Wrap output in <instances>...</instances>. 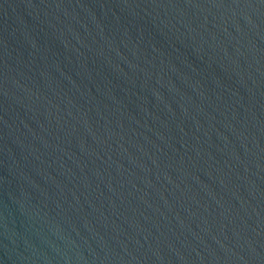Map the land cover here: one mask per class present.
<instances>
[{
    "label": "water",
    "instance_id": "95a60500",
    "mask_svg": "<svg viewBox=\"0 0 264 264\" xmlns=\"http://www.w3.org/2000/svg\"><path fill=\"white\" fill-rule=\"evenodd\" d=\"M0 264H264V0H0Z\"/></svg>",
    "mask_w": 264,
    "mask_h": 264
}]
</instances>
